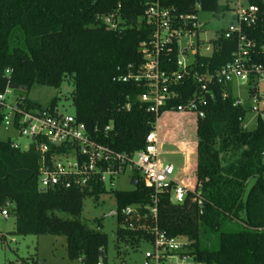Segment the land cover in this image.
Returning a JSON list of instances; mask_svg holds the SVG:
<instances>
[{
    "label": "trees",
    "instance_id": "1",
    "mask_svg": "<svg viewBox=\"0 0 264 264\" xmlns=\"http://www.w3.org/2000/svg\"><path fill=\"white\" fill-rule=\"evenodd\" d=\"M151 1L0 0V92L8 86L27 93L35 85L59 88L71 77L77 120L92 132L97 129L99 140L117 151L143 149L156 117L140 100L144 87L122 77L143 63L139 45L149 38L151 28L139 20ZM196 1L162 0L183 12ZM199 1L203 11L228 10L219 0ZM251 2L264 13V0ZM114 11L126 20V28L113 31L100 24L99 16ZM250 33L264 45V17ZM235 47V41L219 39L212 55L198 56L197 72L214 73L231 60ZM166 60L164 68L174 70L176 55ZM199 86L191 76L184 79L174 87L181 97L173 104L190 98ZM21 100L27 108H43ZM55 106V99L47 105ZM204 112L196 120V185L182 203L173 202L168 193L158 194V227L169 236L187 237L195 264H264V120L259 119L254 129H243L246 111L219 95ZM38 169L35 150H17L11 140L0 139V208H8L15 218L10 234L64 236L71 260L97 264L104 252L106 263L107 234L89 229L79 219L84 199H97L106 190L99 185L84 191L44 190ZM133 180L132 189L114 192L120 222L126 207L139 204L145 212L152 202L153 187L135 176ZM56 211L74 218L62 219ZM6 237L1 233L0 242ZM117 238L135 248L150 233L122 228Z\"/></svg>",
    "mask_w": 264,
    "mask_h": 264
},
{
    "label": "built area",
    "instance_id": "2",
    "mask_svg": "<svg viewBox=\"0 0 264 264\" xmlns=\"http://www.w3.org/2000/svg\"><path fill=\"white\" fill-rule=\"evenodd\" d=\"M228 1L232 2L234 23L214 32H209L200 18V13L206 11H203L199 0L185 12L175 5L164 4L162 0L147 3L139 20L145 21L151 28L149 38L139 45L143 63L137 70L122 77L125 82L144 87L140 100L147 105V111L156 117L155 125L147 134L141 150L117 151L99 140L95 134L97 129L93 132L88 130L75 114L60 113L56 106L27 108L20 99L8 104L6 99L13 88L8 86L0 92L1 126L12 128L19 138L28 140L25 145L11 140L15 149H33L39 154L38 178L42 189L84 191L93 190L99 185L106 190L107 186L114 185L115 177L128 170L136 174L135 178L153 187L152 202L145 207V212L141 211L143 206L137 204L126 207L121 213L123 229H141L150 233L149 239L142 238L139 245L133 248L139 249L143 242L150 244L141 264L196 262L190 240L184 236H169L157 223L159 193H168L173 202L182 203L196 185L188 187L174 182V167L159 162L160 135L157 125L161 114L195 112L197 120L204 117V107L209 101L216 100L219 95L223 99L232 98L236 106L246 111L243 129H248L245 120L249 114L255 115L256 122L264 120V45H259L250 33L263 20L264 13L251 0ZM98 21L113 31L127 27L126 20L118 11L99 16ZM222 38L236 42L231 60L214 73L199 74L196 70L198 56L212 55L216 42ZM173 54L176 55L174 70L165 69L166 58ZM190 76L200 83L199 88L190 98L174 105L173 102L181 97L174 87ZM111 128L110 124L105 131ZM189 162L190 157L186 152L185 166H189ZM0 215L8 218V209L0 208ZM102 259L97 264H107ZM115 264L128 263L120 258Z\"/></svg>",
    "mask_w": 264,
    "mask_h": 264
},
{
    "label": "rangeland",
    "instance_id": "3",
    "mask_svg": "<svg viewBox=\"0 0 264 264\" xmlns=\"http://www.w3.org/2000/svg\"><path fill=\"white\" fill-rule=\"evenodd\" d=\"M220 6H227L228 10L219 14L206 11L200 13L201 20L206 23V29L214 32L228 28L234 23L231 12L232 2L219 0ZM74 81L67 77L59 88L50 86L35 85L28 93L13 89L12 94L6 99L10 104L16 99L26 98L30 103H37L45 107L52 100L56 101V108L65 115H74L75 107L72 100ZM164 112L161 114L157 125L160 135L159 162L162 165L171 164L175 172L172 180L178 184L193 187L196 183L194 170L196 167V113L181 114ZM248 129H254L256 118L254 114H249L245 120ZM1 140H17L21 145L27 143V139L19 138L17 132L12 128L0 127ZM189 154V166H185V153ZM264 163V160H263ZM136 174L132 171L114 178V185L107 186L106 192L97 199L86 197L84 199L83 211L79 216L81 222L89 229L107 234L108 246L106 251L107 264H115L123 258L128 264H141L145 252L150 248V244L143 242L139 249L134 250L124 241L117 238L118 229L123 228V223L118 220L117 203L114 195L115 191L130 190L134 187L131 179ZM254 179L249 181V188L253 185ZM8 209V208H7ZM55 214L62 219H73L74 217L62 211ZM15 230V218L10 215L3 218L0 215V233L6 234V240L0 242V264H82L80 260H71L68 257L66 246L67 239L64 236L55 235H12ZM190 262H193L189 258Z\"/></svg>",
    "mask_w": 264,
    "mask_h": 264
},
{
    "label": "water",
    "instance_id": "4",
    "mask_svg": "<svg viewBox=\"0 0 264 264\" xmlns=\"http://www.w3.org/2000/svg\"><path fill=\"white\" fill-rule=\"evenodd\" d=\"M132 183H133V184H135V183H136V181H135V180H133V181H132ZM101 254H102V258H103V257H104V252H102Z\"/></svg>",
    "mask_w": 264,
    "mask_h": 264
},
{
    "label": "crops",
    "instance_id": "5",
    "mask_svg": "<svg viewBox=\"0 0 264 264\" xmlns=\"http://www.w3.org/2000/svg\"><path fill=\"white\" fill-rule=\"evenodd\" d=\"M181 117H183V115L180 114V115H179V118H181Z\"/></svg>",
    "mask_w": 264,
    "mask_h": 264
}]
</instances>
